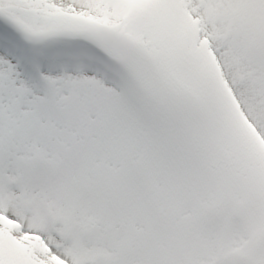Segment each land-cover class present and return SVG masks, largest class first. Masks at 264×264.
Returning a JSON list of instances; mask_svg holds the SVG:
<instances>
[{"label":"snow or ice","instance_id":"snow-or-ice-1","mask_svg":"<svg viewBox=\"0 0 264 264\" xmlns=\"http://www.w3.org/2000/svg\"><path fill=\"white\" fill-rule=\"evenodd\" d=\"M0 264H264V0H0Z\"/></svg>","mask_w":264,"mask_h":264}]
</instances>
